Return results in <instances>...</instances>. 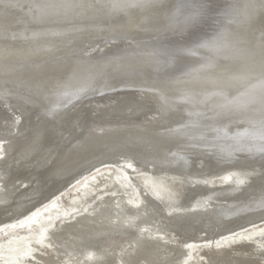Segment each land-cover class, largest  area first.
Instances as JSON below:
<instances>
[{"label":"bare ground","instance_id":"bare-ground-1","mask_svg":"<svg viewBox=\"0 0 264 264\" xmlns=\"http://www.w3.org/2000/svg\"><path fill=\"white\" fill-rule=\"evenodd\" d=\"M0 142V264H264V0H0Z\"/></svg>","mask_w":264,"mask_h":264},{"label":"rangeland","instance_id":"rangeland-1","mask_svg":"<svg viewBox=\"0 0 264 264\" xmlns=\"http://www.w3.org/2000/svg\"><path fill=\"white\" fill-rule=\"evenodd\" d=\"M0 146H1V142H0ZM112 168V169H111ZM100 173H97L96 175H94L93 177H90L89 180L85 181V185L83 187H80V188H76V186H73L70 191H67L66 193L50 200L48 203H46L45 205L41 206L40 209H43L42 210V213H45L47 212V207H53V203L56 204L57 206H59V210H62V211H65L66 213H71L72 211H76L78 209H82L83 207V204L84 202L86 203L87 201V196H84L83 194H81L82 190L84 189V187L87 185V183H89L91 180H93L94 178L96 177H99L101 178L102 176H104V174L106 175H109V176H112L113 173H108L107 171H104V170H116V168L114 166H109V167H105V169L103 168H100L98 169L97 171H101ZM96 172V171H95ZM89 177V176H88ZM87 178V177H86ZM85 180V179H84ZM83 180V181H84ZM82 181V182H83ZM96 187V186H95ZM104 187H108L107 185L106 186H102V187H97L96 190L98 191H101V190H104ZM81 195V196H80ZM78 196H80V201H77L75 202V199L77 200ZM74 200V202L72 201ZM57 209V208H56ZM221 240V239H220ZM78 253V252H76ZM188 259L186 260V262L184 264H196V259H199L200 258V254L197 253V250H193V251H190L188 253ZM81 257V255H80ZM79 255H77L74 259L77 260L78 262H81L83 263V261L79 260ZM123 257V256H122Z\"/></svg>","mask_w":264,"mask_h":264},{"label":"water","instance_id":"water-1","mask_svg":"<svg viewBox=\"0 0 264 264\" xmlns=\"http://www.w3.org/2000/svg\"><path fill=\"white\" fill-rule=\"evenodd\" d=\"M200 33H201V30H197V31L193 32V36H194V38L199 37V34H200Z\"/></svg>","mask_w":264,"mask_h":264}]
</instances>
